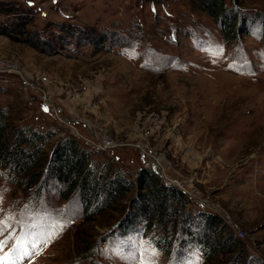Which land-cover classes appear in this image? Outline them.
Returning <instances> with one entry per match:
<instances>
[{
  "label": "rangeland",
  "instance_id": "obj_1",
  "mask_svg": "<svg viewBox=\"0 0 264 264\" xmlns=\"http://www.w3.org/2000/svg\"><path fill=\"white\" fill-rule=\"evenodd\" d=\"M13 1L30 9V31L97 27L134 44L74 41L47 53L0 34V65L15 71L0 77L9 121L51 130L52 151L70 135L109 141L93 158L131 178L156 162L164 182L186 190L195 221L201 210L220 215L226 235L264 263V0H226L245 20L232 35L192 0ZM15 181L0 166V264L235 262L236 253L208 258L192 242L168 255L144 219L123 222L138 190L84 217L78 195L65 198L56 184L37 194ZM25 252L35 254L21 259Z\"/></svg>",
  "mask_w": 264,
  "mask_h": 264
},
{
  "label": "trees",
  "instance_id": "obj_2",
  "mask_svg": "<svg viewBox=\"0 0 264 264\" xmlns=\"http://www.w3.org/2000/svg\"><path fill=\"white\" fill-rule=\"evenodd\" d=\"M192 2L213 16L225 35L234 34L237 22L245 24L244 17L241 21L238 11L228 7L226 0ZM29 12L30 9L16 1L0 0V16L3 17L0 19V34L37 46L47 53L60 51L63 45L74 41L80 47L96 48L134 44L118 30L110 33L97 27L58 23L55 26L61 32L30 31L32 16ZM244 28L240 30L243 33ZM53 136L51 130L43 133L12 123L8 110L0 105V166L8 169L19 185L34 187L39 194L44 187L56 184L63 197L79 196L84 203V217L99 213L103 206L111 208L127 194L138 190L123 222L144 219L148 230L157 234L156 244L168 255L172 254L175 243L185 246L192 242L200 245L208 258L236 253L233 264H264L249 253L238 236L231 231L226 235L224 219L220 215L201 210L197 214L202 219L195 221L188 207L191 199L177 186L166 184L155 171L142 167L137 177L131 178L128 172L124 174L120 169H104L93 158L102 151L85 147L71 135L60 140L55 150H48L46 146Z\"/></svg>",
  "mask_w": 264,
  "mask_h": 264
},
{
  "label": "built area",
  "instance_id": "obj_3",
  "mask_svg": "<svg viewBox=\"0 0 264 264\" xmlns=\"http://www.w3.org/2000/svg\"><path fill=\"white\" fill-rule=\"evenodd\" d=\"M14 69H16V68L14 67ZM0 74L6 75V76H12V75H15V71L10 69V67H6V66L0 65ZM30 81H31V78H29V77L25 78V82L26 83H29ZM77 139H79V138L77 137ZM81 141H82V143H83V145L85 147H87L89 149H92V150L105 151L106 149L111 148L110 144H107L109 141L106 142V143H103V142L96 143L94 141H91V140H88V139H84V138H82ZM150 157L152 158L153 156H150ZM151 161H150L151 166L149 167V169H151V170L155 171L157 174H159V172L156 169V162L152 164ZM153 161H154V159H153ZM179 188L184 193L186 192V190L184 188H182L180 186H179Z\"/></svg>",
  "mask_w": 264,
  "mask_h": 264
},
{
  "label": "snow or ice",
  "instance_id": "obj_4",
  "mask_svg": "<svg viewBox=\"0 0 264 264\" xmlns=\"http://www.w3.org/2000/svg\"><path fill=\"white\" fill-rule=\"evenodd\" d=\"M4 225L3 222H0V231H3ZM43 244H46L47 241H43ZM33 246L34 249L37 248L38 246L35 244V242H33ZM4 247V242L0 241V248ZM33 254H35V252H25L22 254V256L20 257L21 259H24L25 257H30ZM0 262H2V258H0ZM13 264H15V261H13Z\"/></svg>",
  "mask_w": 264,
  "mask_h": 264
},
{
  "label": "water",
  "instance_id": "obj_5",
  "mask_svg": "<svg viewBox=\"0 0 264 264\" xmlns=\"http://www.w3.org/2000/svg\"><path fill=\"white\" fill-rule=\"evenodd\" d=\"M166 184H168V185H172L171 183H168V182H166Z\"/></svg>",
  "mask_w": 264,
  "mask_h": 264
}]
</instances>
